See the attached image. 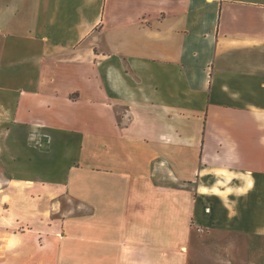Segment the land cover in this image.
<instances>
[{
    "label": "crops",
    "instance_id": "1",
    "mask_svg": "<svg viewBox=\"0 0 264 264\" xmlns=\"http://www.w3.org/2000/svg\"><path fill=\"white\" fill-rule=\"evenodd\" d=\"M214 206L264 233V0H0V264H184Z\"/></svg>",
    "mask_w": 264,
    "mask_h": 264
},
{
    "label": "rangeland",
    "instance_id": "2",
    "mask_svg": "<svg viewBox=\"0 0 264 264\" xmlns=\"http://www.w3.org/2000/svg\"><path fill=\"white\" fill-rule=\"evenodd\" d=\"M33 167L41 163L40 160L31 161ZM28 164L24 163V168ZM34 171V172H33ZM33 175L42 176V171L33 168ZM66 196H62V200H66ZM85 199H89V194ZM68 214L77 212L80 215L89 214V208L85 205L67 199ZM210 209V216L197 222L192 220L189 229L185 233H180L182 240V249L184 255L182 257L184 264H264V233L255 234L250 231L248 224L246 229H237L232 227L233 219H242L236 217L230 210ZM234 211V210H233ZM230 216L232 219H230ZM244 219V218H243ZM213 221V222H212ZM237 225V224H236ZM243 227V225H241ZM240 227V225L238 226ZM144 251H141L143 253ZM149 253V251H147ZM127 258L126 264H169L170 258H162L157 256L138 255L132 253ZM140 254V253H139ZM40 258L36 264H44ZM175 258L172 259L174 261Z\"/></svg>",
    "mask_w": 264,
    "mask_h": 264
}]
</instances>
